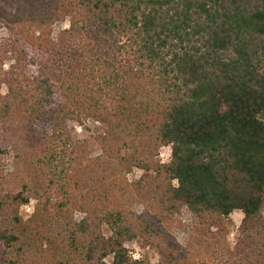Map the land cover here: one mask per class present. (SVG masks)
Here are the masks:
<instances>
[{"label": "trees", "instance_id": "1", "mask_svg": "<svg viewBox=\"0 0 264 264\" xmlns=\"http://www.w3.org/2000/svg\"><path fill=\"white\" fill-rule=\"evenodd\" d=\"M0 31V264H264V0H0Z\"/></svg>", "mask_w": 264, "mask_h": 264}, {"label": "rangeland", "instance_id": "2", "mask_svg": "<svg viewBox=\"0 0 264 264\" xmlns=\"http://www.w3.org/2000/svg\"><path fill=\"white\" fill-rule=\"evenodd\" d=\"M65 28H67V24L57 25L54 29L53 37L56 38L59 31ZM6 36L7 34L5 31H0V38ZM5 92L6 90L3 89V93ZM71 129H72V136L75 142H80V143L87 142L89 151L92 156L96 157L101 155V150L96 142V138L100 135H104L106 132V127L102 123L95 121H87L82 123V125L71 124ZM161 154L164 157H161ZM170 159H171V148L170 147L162 148L160 151V155L158 157V163L168 164L170 162ZM11 165H12V161L9 160L8 166L6 167V172L11 171ZM141 176H142L141 171L134 170L128 176V179L130 182H136L140 179ZM33 209H34V202H32L28 206H25L22 209L21 215L24 218V220H28L31 217V215L33 214ZM141 210L142 209L140 207L135 208V211L137 213L141 212ZM179 220L186 226V229L177 230L175 232V236L178 242L182 246H186L190 234L189 227L194 223H196V220L185 209L182 210L181 214L179 215ZM242 221H243V214L241 212H235L230 217L231 235L229 237V243L231 247L235 246L236 234ZM104 233L106 237H111V232L107 228L104 229ZM126 246L128 250L131 252V255L133 256L134 260L140 261L143 264H162V260L158 252L152 247L148 246L144 241L142 240L131 241L128 242ZM105 263L111 264L112 258L106 260Z\"/></svg>", "mask_w": 264, "mask_h": 264}, {"label": "built area", "instance_id": "3", "mask_svg": "<svg viewBox=\"0 0 264 264\" xmlns=\"http://www.w3.org/2000/svg\"><path fill=\"white\" fill-rule=\"evenodd\" d=\"M161 157H164L162 154H161ZM171 160V159H170Z\"/></svg>", "mask_w": 264, "mask_h": 264}]
</instances>
